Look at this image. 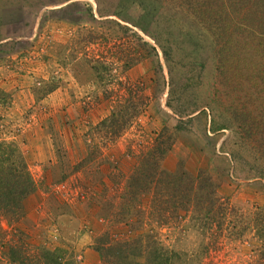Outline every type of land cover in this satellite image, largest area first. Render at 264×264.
<instances>
[{
    "label": "rangeland",
    "instance_id": "1",
    "mask_svg": "<svg viewBox=\"0 0 264 264\" xmlns=\"http://www.w3.org/2000/svg\"><path fill=\"white\" fill-rule=\"evenodd\" d=\"M257 20L264 0H0V141L36 185L18 222L32 251L101 264L98 212L123 198L136 254L264 264V42L244 28ZM157 137L161 170L203 181L179 221L144 188L126 202ZM196 201L225 214L202 219Z\"/></svg>",
    "mask_w": 264,
    "mask_h": 264
},
{
    "label": "trees",
    "instance_id": "2",
    "mask_svg": "<svg viewBox=\"0 0 264 264\" xmlns=\"http://www.w3.org/2000/svg\"><path fill=\"white\" fill-rule=\"evenodd\" d=\"M244 28L247 31L258 29L259 32L255 33V35L264 42V20L260 22L257 20L255 24L254 21L248 25L244 24ZM250 37H253V35H250ZM129 120L123 126L122 124L116 125L110 122V132L116 134L128 125ZM103 123L105 124V121L101 124ZM159 137L162 136L159 135ZM159 137H157L159 140L158 143L143 152L142 158L149 166L144 170L143 179L141 181L135 180L136 184L133 191L129 194V199H126V202L131 200L134 194L139 193L144 188L145 190L152 191L153 195L151 198L153 197L155 199L157 204L156 209L159 210L158 212L161 214V217L164 216L165 220H172L171 217H174V219L179 221L184 219L188 212L191 211V208L194 207L195 197L198 194L196 192L202 188L199 184L203 181L200 179L201 176L193 178L182 171H176L174 173L161 170V158H163L170 148V144L162 146ZM154 176L155 179H153ZM197 177L199 184L195 182V180L197 181ZM100 183V185H106L102 180ZM34 192H36V185L29 175L21 153L13 142L0 141V262L4 264H61V257L55 251L47 249H35V251H32L31 246L27 243L25 234L18 229V222L24 213L23 201ZM80 197L88 199V194L81 195ZM123 197H125V194ZM209 197V199H216L212 190L209 193ZM117 198L119 199V196ZM151 200L148 199V202H151ZM122 203L123 198H121ZM205 204L209 208H205L201 216L202 219L209 220L211 212L218 218L220 216L222 217L221 214H225V210L221 208L220 203H218L219 206L216 208L217 213H215L213 203L208 204L204 201H196V205H199V208ZM120 205H116L113 208L119 210ZM114 209H112L111 204L106 210L98 212V215H101L100 218L103 219L102 221H105L104 234L94 243V250L98 255L99 263L167 264L166 262L173 254L156 245L145 249L142 253L136 254L133 251L135 247L138 251L137 240H133L134 238H132L135 235L132 230L138 228L135 227L137 223L129 224L125 220L126 215L120 217L117 213L113 212L115 211ZM164 209L170 214L164 212ZM218 213L221 214L219 215ZM2 225L7 226V228H3ZM129 225H132V227ZM230 228H232V224ZM228 233H231V231ZM130 237L133 240L131 243L128 242ZM152 244L154 243L152 242ZM140 259H143L142 263L139 262Z\"/></svg>",
    "mask_w": 264,
    "mask_h": 264
}]
</instances>
